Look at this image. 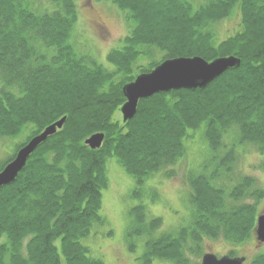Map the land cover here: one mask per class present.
Returning <instances> with one entry per match:
<instances>
[{
  "label": "trees",
  "instance_id": "1",
  "mask_svg": "<svg viewBox=\"0 0 264 264\" xmlns=\"http://www.w3.org/2000/svg\"><path fill=\"white\" fill-rule=\"evenodd\" d=\"M96 1L112 3L132 23L106 54L109 66L70 42L75 0H0V140L25 134L0 171L65 118L15 181L0 187V264H106L84 240L106 224L100 210L109 157L133 178L130 198L141 200L129 209L125 232L130 252L143 240L140 264H200L205 239L245 243L264 189L252 176H236L235 166L238 146L264 152V0ZM235 10L238 28L219 38L215 25ZM194 56H234L240 65L203 89L142 99L132 119L117 118L127 83L166 59ZM98 132L103 143L91 149L85 140ZM195 139L201 158L185 174L190 220L159 232L161 217L142 202L158 192L144 185L159 173L172 178ZM258 168L264 171V160ZM245 264H264V252Z\"/></svg>",
  "mask_w": 264,
  "mask_h": 264
},
{
  "label": "rangeland",
  "instance_id": "2",
  "mask_svg": "<svg viewBox=\"0 0 264 264\" xmlns=\"http://www.w3.org/2000/svg\"><path fill=\"white\" fill-rule=\"evenodd\" d=\"M78 20L74 26L70 42L79 54L92 56L104 66H109L106 54L110 49L119 46L130 30L132 23L126 20L123 11L106 1L75 0ZM239 14L235 10L229 17L215 25L219 38L232 34L239 26ZM121 119V114L117 115ZM25 134L0 140V161L7 159L14 150L15 144L24 141ZM201 141L195 139L188 143L186 155L172 167L174 175L165 178L162 174L154 175L146 181L144 189L151 186L157 189L155 201L145 196L150 216L161 217L163 223L159 232L174 231L186 225L190 220V188L186 181L187 170L196 166L201 158ZM238 159L235 166L236 176L249 175L255 178L256 186L264 189V171L258 166L264 160V152L250 144L238 146ZM108 186L102 191L100 214L106 224L99 226L84 240L95 256L101 257L106 264H140L138 257L144 250L142 238L136 239V250L130 252L125 243V232L129 223V209L141 200L130 198L134 187L133 178L116 162L114 157L107 159ZM258 213L264 212V198L258 204ZM111 233L108 235V233ZM142 242V244L140 243ZM204 253H213L217 257L230 255L244 257L248 262L256 254L264 252V242H257L255 234L243 244H230L221 239L203 241ZM151 264H169L154 260Z\"/></svg>",
  "mask_w": 264,
  "mask_h": 264
},
{
  "label": "water",
  "instance_id": "3",
  "mask_svg": "<svg viewBox=\"0 0 264 264\" xmlns=\"http://www.w3.org/2000/svg\"><path fill=\"white\" fill-rule=\"evenodd\" d=\"M239 65L240 60L234 56L220 57L212 61L199 56L166 59L151 71L137 75L132 82L123 87L125 102L120 107L122 122L134 117L138 103L142 99L180 89H203L227 70ZM64 122L63 117L47 126L17 151L15 157L0 171V187L15 181L32 153L49 136L61 129ZM103 140L104 134L98 132L88 137L85 144L91 149H98ZM255 235L258 242H264V212L257 217ZM200 264H245V258L229 255L217 257L213 253H205Z\"/></svg>",
  "mask_w": 264,
  "mask_h": 264
}]
</instances>
